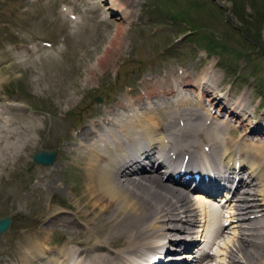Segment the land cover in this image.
Listing matches in <instances>:
<instances>
[{
	"label": "bare ground",
	"instance_id": "1",
	"mask_svg": "<svg viewBox=\"0 0 264 264\" xmlns=\"http://www.w3.org/2000/svg\"><path fill=\"white\" fill-rule=\"evenodd\" d=\"M110 4L107 9L120 12L122 19L135 18L129 8L133 5L131 0H110ZM84 22H77L75 28L86 27L82 26ZM119 40L118 35L111 39L98 66L91 64L93 51L86 49L74 71L84 68L89 76L87 84L94 81L90 78L105 76L107 66H115V61L109 59ZM41 51L37 46L28 48L27 58L22 61L32 62V57ZM9 54L0 53V67L6 59L13 60L19 55ZM23 62L12 61L0 69V88L7 82L3 72L20 69ZM216 67L213 61L201 73L173 70L163 78L145 79L142 95L135 100L125 95L121 102L101 112L100 119L83 126L69 142L71 160L74 158L73 162L85 171V185L73 188L78 197L76 207L62 211L51 207L48 217L28 231L34 236L21 243L19 253L13 256L15 260L0 264H181L182 258L177 255L180 247H185L192 237L203 239L209 234L214 242L223 243L217 256L219 264H264V142H258V138L250 142L247 138L252 137L247 133L235 139L234 135L242 130H233L231 125L239 123L240 127H246L255 110L249 108L251 101L247 102L243 95L234 103L238 108L231 103L233 97L230 91L223 92ZM62 73L71 78L72 70ZM193 96L195 100L191 99ZM4 98L0 94V181L13 188L16 182L5 179V175L13 174L24 153L29 156L41 144L29 134L24 142V137L17 142L16 112L25 114L26 132L33 127L39 133V128L24 109L4 105ZM154 98V103L148 102ZM193 101L197 102L196 107ZM216 104L219 109L215 108ZM205 108L207 116L202 112ZM213 108L218 114H212ZM224 110L229 114L224 115ZM208 116L215 122H209ZM263 120L255 118L252 129L261 139H264V123L259 121ZM220 121L222 125H218ZM112 142L117 147L109 146ZM110 150H117V155ZM36 154L54 155L43 147ZM156 154L164 155L163 160ZM161 168L174 169V174H183L181 181L215 194L225 186L224 181L235 176V184L223 189L227 213L222 215V211L211 209L208 205L211 199L203 195L192 200L187 191L171 187L168 179L174 180V174L161 176ZM212 173L215 178H206ZM48 189L52 191L51 203L56 202L57 183H49ZM39 224L44 229H38ZM58 225L74 235L59 248H52V241L45 236ZM229 226L233 235L227 239ZM79 243L84 247L73 246ZM191 257V253L185 255ZM210 257L201 254L194 258V264H212Z\"/></svg>",
	"mask_w": 264,
	"mask_h": 264
},
{
	"label": "rangeland",
	"instance_id": "2",
	"mask_svg": "<svg viewBox=\"0 0 264 264\" xmlns=\"http://www.w3.org/2000/svg\"><path fill=\"white\" fill-rule=\"evenodd\" d=\"M131 2L133 5L129 8L135 18L125 20L120 12L107 9L111 6L110 0H0V53L19 54L16 59H6L0 69L12 61L23 62L28 48L37 46L42 50L32 57L33 64L23 62L20 69L15 67L3 72L7 80L0 88V94L5 97L3 104L24 109L34 117V124L39 128V133L33 127L26 132L25 114L16 112L17 142L23 137L24 142L29 134L41 145L29 156L24 153L13 174L5 175V179L16 182V187L0 181V220L12 218L10 230L0 236L1 263L15 260L13 256L19 253L21 243L34 236L28 231L48 217L51 207L60 211L76 207L78 197L73 188L85 185V171L74 163V158L71 160V138L91 120L100 119L101 112L121 102L125 95L130 100L142 95L145 79L163 78L173 70L201 73L215 61L223 92L230 91L234 99L246 96L247 102L251 101L249 108L255 110L246 127L230 124L233 130H242L234 135L235 139L247 133L254 139L248 140L264 142L252 130L255 118L264 119V0ZM81 20H85L82 26L86 27L76 29ZM116 35L121 40L110 59L107 58L115 61V66L108 65L107 75L90 78L94 81L87 84L89 76L85 75V69L74 71L80 66L82 55L86 49L93 51L91 64L98 66ZM69 70H72L69 76L72 79L62 73ZM99 98L102 103H98ZM154 101L155 98L148 102ZM191 103L196 107L197 102ZM208 109L202 110L206 116ZM211 111L213 114L217 109ZM259 122L263 124L264 120ZM41 147L54 153L53 164L35 162L36 151ZM55 182L59 188L55 192L58 200L51 203L52 191L48 185ZM37 228L44 229V225L39 224ZM228 232L227 239L233 235L232 227ZM73 235L58 225L45 237L52 241V248H59ZM80 244L73 246L83 248ZM222 244L218 241L214 251L220 252ZM211 263L219 264V258H212Z\"/></svg>",
	"mask_w": 264,
	"mask_h": 264
},
{
	"label": "water",
	"instance_id": "3",
	"mask_svg": "<svg viewBox=\"0 0 264 264\" xmlns=\"http://www.w3.org/2000/svg\"><path fill=\"white\" fill-rule=\"evenodd\" d=\"M101 102V100H100ZM55 160L54 155H37L35 161L39 164H53ZM12 224L11 217H5L0 221V236L8 232Z\"/></svg>",
	"mask_w": 264,
	"mask_h": 264
}]
</instances>
